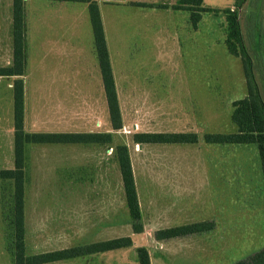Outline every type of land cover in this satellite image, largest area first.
Returning <instances> with one entry per match:
<instances>
[{
	"label": "rangeland",
	"instance_id": "obj_1",
	"mask_svg": "<svg viewBox=\"0 0 264 264\" xmlns=\"http://www.w3.org/2000/svg\"><path fill=\"white\" fill-rule=\"evenodd\" d=\"M98 1L105 14L123 117L121 130L111 128L105 95L96 74L88 82L89 87L84 80L78 81V95L66 94L60 99L51 95L50 90L48 94V0H26L27 63L20 69V76H0V169H12L15 164L13 82L18 77L25 83L26 136L109 131L113 138L109 145L29 146L25 208L27 254L125 236L133 238V247L55 264H139L136 248L140 246L151 250L152 264H233L262 249L263 221L254 223L259 230L254 228L248 233L246 220L251 200L240 205L235 200V191L219 193L209 190L206 184L204 192L195 193L200 200L191 199L189 203L192 207L203 205L204 221H214L215 229L204 233V239L183 242L181 247L184 248H174L172 242L156 244L154 233L163 225L162 220L168 219L158 212V206L163 184H172V170L177 162L174 155L191 154L192 160L182 162L185 167L197 170L208 167L205 159L203 165L198 157L208 154V150L202 138L189 147L133 141L134 134L142 132L191 130L203 136L213 131L232 133L236 130L231 121V103L245 97L247 87L241 59L229 54L224 43L225 15L221 12L204 14L197 30L193 31L188 28V16L184 12L176 14L171 9L136 5H170L176 0ZM235 1L204 0V6L223 10L234 8ZM83 6L78 3L70 7ZM239 17L264 98V56L256 44L260 40V46L264 45L261 31L264 0H246L239 9ZM12 22V0H0V67L3 68L13 67ZM56 83L61 81L58 79ZM63 84L67 86V79ZM49 85H52L51 79ZM190 89L197 94L191 97V103L184 102L188 96L183 94ZM59 105L65 109L62 119L55 113ZM187 115L191 120H187ZM183 117L185 119L181 120ZM188 121L193 123L190 127L182 126ZM120 145H126L129 150L141 204L143 227L138 231L133 229L125 205L115 157V149ZM229 161L226 160L227 165ZM2 187L0 181V264H13L7 245V220L2 211ZM254 190L259 198L252 203L260 207L264 191L259 184ZM167 194L172 195V192ZM232 212L238 213L235 218L239 225L230 226ZM252 213L264 219L261 208L253 209L250 215ZM252 219L254 221L255 217Z\"/></svg>",
	"mask_w": 264,
	"mask_h": 264
},
{
	"label": "trees",
	"instance_id": "obj_2",
	"mask_svg": "<svg viewBox=\"0 0 264 264\" xmlns=\"http://www.w3.org/2000/svg\"><path fill=\"white\" fill-rule=\"evenodd\" d=\"M83 1L88 3V14L93 32L94 48L100 68L109 121L114 131L123 128V117L117 91L110 54L107 46L104 25L98 0H55ZM246 0H236L234 8L223 10L204 6V0H176L174 10L186 11L189 23L197 29L204 14L223 13L225 15L227 51L241 59L246 79L247 94L232 103L231 121L236 127L232 133H206L204 141L217 145H250L258 147L264 175V98L254 74V62L245 45L241 29L239 9ZM26 0H12V39L13 67H0V76H20V69L27 63L26 39ZM139 7L167 9V4L136 3ZM262 26V24H261ZM261 31L264 33V26ZM264 36V35H263ZM256 44L264 56V45L260 40ZM258 47V48H259ZM261 56V54H260ZM262 57V56H261ZM25 83L18 77L13 82L14 99V168L0 169L2 187V211L7 220V245L13 258V264H50L91 256L113 250L131 248L134 240L130 236L113 238L107 241L93 242L85 246H73L44 253L28 255L26 244V196L28 181V151L30 145H109L113 138L110 133H25ZM196 133H136V144L183 145L198 143ZM115 157L121 175L125 205L129 219L135 231L142 229L140 208L135 176L129 150L126 145L117 146ZM215 229V222L204 221L155 232L158 241L170 240L193 234L208 233ZM139 264H152L145 246L136 248ZM233 264H264V247Z\"/></svg>",
	"mask_w": 264,
	"mask_h": 264
},
{
	"label": "crops",
	"instance_id": "obj_3",
	"mask_svg": "<svg viewBox=\"0 0 264 264\" xmlns=\"http://www.w3.org/2000/svg\"><path fill=\"white\" fill-rule=\"evenodd\" d=\"M48 1H50L49 6H51V7L48 6V94L50 90L51 95L59 96L60 99L62 96H65L66 94L72 96L78 95L79 91H76L79 90L78 81L84 80L85 85L89 87L88 82L92 81L94 75L96 74L105 95L102 76L94 48L93 34L89 22V15L87 8L88 4L83 1H55V0H48ZM137 2L140 1L137 0ZM51 3H53V5ZM54 3H56L57 5H54ZM78 3L84 6L78 9L74 7H70L72 4L74 5ZM98 3L101 5L100 1H98ZM107 4H111V3H107ZM174 4H170L169 8L164 10L171 9L173 10V12L175 11L176 14H179V12H184L187 14L189 21V14L186 11L174 10L172 8ZM100 12L104 25L107 46L110 54V49L107 39V30L105 25V14L102 6H100ZM188 25H189L188 28L190 30L193 31L197 30V29H193L190 23ZM110 60L112 64L111 54H110ZM112 68H113V64H112ZM50 79L52 85H49ZM58 79L61 81V83H56ZM66 79H67V86L66 85L64 86L63 81H65ZM66 89H68L67 92L65 91ZM196 94H197L196 91L191 89L188 90L183 94L185 96H188V98H186L184 102L191 103L192 101L191 97ZM105 102L108 110L106 96H105ZM232 103H231V107H232ZM59 106L60 107H58L55 110V113L57 117L62 119L65 109H63L62 105ZM184 119L185 117H183L181 120ZM187 120H191L190 115H187ZM192 124L193 123H191V121H188L186 125H182V126L190 127V125ZM200 125H202V127L204 126L203 124ZM99 126H101V124H99ZM48 133H62V132H48ZM97 133H110V132L108 131V132H97ZM144 133H152V132H144ZM153 133H196L199 138L198 142L200 141L201 138L204 141V134L203 136H201L197 132H193L191 130H181L178 132H153ZM210 133H217V132L213 131ZM205 144L207 146L206 149L208 150V154L206 152V154L203 153V155H198V157L199 160L203 161V165L205 159L206 164H208V167H204L202 169H197V170L191 167H185L186 164H184V162L182 161L192 160L193 158L192 155L191 154L187 155L184 153L183 154L179 153L174 155L173 159L174 161L177 162L174 163L175 166L173 167L174 169L172 170L173 171V180L171 182L172 184L171 185L170 183L163 184L162 187L163 194L158 206V212L162 213L163 215H167L168 219H172V221L168 222V219L167 221L163 219L162 220L164 221L163 225L160 226V228H158L157 231L172 227L184 226L192 223L204 222L203 205L202 207L200 206L197 207V205L194 204L192 207V204H190L189 202L191 201V199L195 202L200 200V196L199 197L196 196L195 193L202 191L204 192L205 184L209 187V190L211 188L212 191H216L219 193L220 192L223 193L228 190L235 191V195L237 196V197L234 196L235 200H238L240 205H242V203L244 202H248L249 200H251L250 201L251 207L248 209V214H247L248 218L246 220L248 221V226H249L248 233L250 231H254V228L256 230H259L258 225H256L255 227L254 223L259 221H263L264 223V219L258 218L259 215L255 216L253 215V213L250 215L253 209L257 210L261 208L264 212V207H263L264 199L263 201L261 200L262 205L260 207L252 203L253 200L259 198L258 193L256 192V190H254L256 189V186H258V184L261 185L262 191H264V175H263L262 164H261V159L257 145L255 144L217 145V144H208L206 142ZM157 145H169V144H157ZM191 145H195V144H183L181 146L189 147ZM235 155H236L235 158L231 157ZM226 160H230L229 165L226 164ZM171 192L172 195L167 194ZM240 194H244V195L242 197L238 196ZM228 199L231 198L229 197ZM231 214H232L231 222L230 223L228 222L230 226L236 224L239 225V222H237V219L235 218L238 213L234 214L232 212ZM253 216L255 217L254 221L252 219ZM251 225L252 227H250ZM154 237H155V233H154ZM193 238L204 239V233L193 234V235L174 238L170 240H164V241H158L156 240V238L154 239L156 244H169L170 242H172L174 244L173 246L174 248H176L177 246L179 248H184L181 247L182 246L181 244H184L183 242L186 241H191V239ZM187 247H190V245H187ZM155 248L154 250L156 251L157 249ZM148 251L150 254L151 250L149 248ZM94 255L96 256V254ZM85 257H80V258H85ZM150 258H151V254H150ZM50 264H55V263H50Z\"/></svg>",
	"mask_w": 264,
	"mask_h": 264
}]
</instances>
